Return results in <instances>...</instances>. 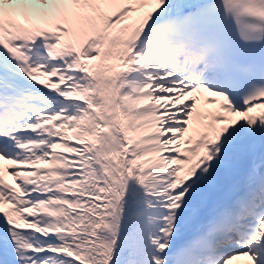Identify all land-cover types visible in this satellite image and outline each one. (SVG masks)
<instances>
[{"label": "snow or ice", "instance_id": "obj_1", "mask_svg": "<svg viewBox=\"0 0 264 264\" xmlns=\"http://www.w3.org/2000/svg\"><path fill=\"white\" fill-rule=\"evenodd\" d=\"M264 264V0H0V264Z\"/></svg>", "mask_w": 264, "mask_h": 264}, {"label": "bare ground", "instance_id": "obj_2", "mask_svg": "<svg viewBox=\"0 0 264 264\" xmlns=\"http://www.w3.org/2000/svg\"><path fill=\"white\" fill-rule=\"evenodd\" d=\"M238 264H241L240 262H238Z\"/></svg>", "mask_w": 264, "mask_h": 264}]
</instances>
